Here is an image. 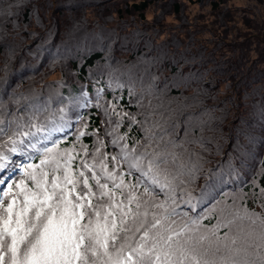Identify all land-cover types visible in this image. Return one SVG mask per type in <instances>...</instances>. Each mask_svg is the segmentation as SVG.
Segmentation results:
<instances>
[{
	"label": "snow or ice",
	"instance_id": "snow-or-ice-1",
	"mask_svg": "<svg viewBox=\"0 0 264 264\" xmlns=\"http://www.w3.org/2000/svg\"><path fill=\"white\" fill-rule=\"evenodd\" d=\"M30 5L0 0V264H264V187L234 191L210 228L199 209L211 179L236 184L258 135L264 146V107L259 129L238 131L222 153L196 135L193 117L181 123L158 96L151 103L154 84L110 60L58 102L17 93L9 84L22 60L14 41L23 42ZM34 17L44 31L28 37L47 41L51 29L38 9ZM90 108L100 125L90 127ZM210 154L225 159L205 168ZM200 177L209 178L204 186Z\"/></svg>",
	"mask_w": 264,
	"mask_h": 264
},
{
	"label": "rangeland",
	"instance_id": "rangeland-1",
	"mask_svg": "<svg viewBox=\"0 0 264 264\" xmlns=\"http://www.w3.org/2000/svg\"><path fill=\"white\" fill-rule=\"evenodd\" d=\"M51 1V4L44 7V9L42 8V0L34 1L37 5L35 11L38 9L39 13L44 16V24L50 28L54 22V26L57 28V36L60 35V38L63 40H66V37L62 36V33H67V36L72 34L73 36V31L76 33L78 29L84 30L88 27L86 26V21L93 24L89 25L90 27L100 28L99 33H94L92 36L100 37L101 39L108 38L109 42L112 41L113 46L111 48L113 49V57L115 58L113 65L120 67L119 62L123 61L125 69L122 67L120 68L125 73L130 72L132 78L136 80L147 79L146 82H144L145 85L149 82L155 85L152 97L154 100L153 105H156L158 100H161V97L160 99L158 97L157 100L156 94H161L163 92L161 88L167 80L170 79L171 82L180 83L181 85L183 83L182 81L185 80V77L181 76V74L184 76L190 75L189 78L191 79V82L194 83L182 84L180 91H182L183 94H192L199 90V94H194V96H197L198 94V98L196 100L191 99V105L185 103L187 107L183 106L184 109L180 114L177 113V118L179 122L186 124L188 118L193 117L194 119L192 123L196 134H200L201 132L199 130H201L202 121L211 122V119L213 118H215V124L224 127H228V123L233 120L231 122L232 129H238L249 124L251 125L255 121V115L259 113L257 105L260 109L264 107V89L259 90L261 91L259 97L254 93H251V77L254 78V75H244L245 71L251 66L254 67L252 71L254 74L261 71L264 76V35H262L264 32L259 30L260 26L258 24L252 23L250 27L247 28H251L254 33H249L246 36V29H241V32L239 33V31L236 30V27H241V24H237L234 20L238 16V13L235 12V10H232V12L228 14V18L221 21V17H217V14L211 10L210 5L204 4L201 6L199 0H165L155 3L153 0H107L109 2H106L105 0H92V2H89V6L84 7L81 3L76 5V2H73L75 4H70L68 6V2L72 0ZM205 1L206 0H204V2ZM245 1L246 0H236L235 5L233 1L230 6L244 7L243 4ZM143 3L150 4L145 11L139 12L132 8V5L134 4L141 5ZM177 5L180 8V12L175 11ZM233 8L236 9L235 7ZM82 9L85 10L81 12ZM45 10H47V12H44ZM260 10V8H256L254 12L257 13ZM35 11H33L32 16H30L31 18H34ZM225 13L228 12L226 11ZM72 18L77 20L82 19L78 24L83 22L84 24H77L78 26L75 27V25H73L74 20H71ZM64 23L69 25V31L65 30ZM28 29H33V31H29L34 33H42L44 31L37 25L36 21H33V25H30V28ZM50 29L52 31V28ZM89 30L91 29L89 28ZM117 31L118 34H116ZM52 33L54 35L53 31ZM110 34L111 36H109ZM76 35H78V37L83 36L80 33ZM10 37L12 36L9 34V38ZM117 38H119V40L115 42ZM31 40L32 38H25V41L22 42L23 44L21 45L20 43L22 51L27 49H29V51L33 50L34 45L30 42ZM191 41L202 45L204 47V52L210 50L208 57H205L203 60L201 54L197 55V50L191 45L187 47L191 52H185V45H188ZM14 42L16 43V41ZM175 45L177 49L174 48ZM247 47H249L246 54L247 56L242 58L245 59V61L243 63L241 62L240 65V61L234 60H239L240 56H242L244 51L247 50ZM71 49L74 51L73 55H75L77 45H73L72 43ZM69 50V46L61 50L63 57L67 60H69ZM143 50H147L148 55L139 57L141 58V63H144L140 65L137 63L139 59L136 56H139ZM180 51H183L184 54L181 55L179 53ZM0 57V60H3L2 54ZM166 58L171 65L178 63L176 69L177 74L170 75L169 73L166 75V78L161 75V77L159 76V79L155 77V79L152 78V80L145 77L148 75V72L153 70V68H158V60L164 61ZM181 58L182 60H180ZM47 59L51 61V53H48ZM255 59L257 63L254 62ZM214 60L218 63L223 61L221 68L227 72L224 76V83H219V86L210 85V80H212V78L219 77L213 72L216 70L214 69V66L211 65L215 63L213 62ZM235 62L238 63L237 68H233ZM44 64H46V62L43 63V65ZM48 64L49 63H47L45 67H47ZM66 64H68L67 61ZM59 65L60 67L62 66L61 62ZM130 66L132 68L131 70L128 69ZM38 68L40 67L36 66L32 69V73L29 69L20 72L22 70L20 68V75H15V78L12 79L9 84L14 87L19 80H21L19 78L20 76L26 78V75L28 74H30L29 76H32L29 77L30 79H35L38 73L34 70ZM61 71V69L55 70L54 76L52 77L59 79L62 78V75H60ZM232 72L233 74L230 76ZM68 75L72 76V71H69ZM244 77L249 78L244 80ZM124 78L128 79L129 77L125 75ZM248 79L251 81L250 84ZM230 80L233 81L228 83ZM167 86L168 85L165 87ZM26 87L31 88L32 86ZM3 91V87H0V95H3ZM137 91H140V89L137 88ZM246 92H249L250 95H243ZM17 93H19V90H17ZM174 97L176 98L175 95ZM229 97L235 102V105L241 103L242 107H239V105L235 106L241 109L239 116L236 115L233 105L226 101ZM255 98H260V100H257V102L255 101ZM178 99L182 101L184 95L178 97ZM141 102L144 104L145 99ZM161 110L167 112L168 107L166 106ZM226 129L228 128H225L224 130ZM202 136L206 137V139L207 136L213 137L207 132L204 134L201 132V137ZM197 147H199V145H196V148ZM259 153H261V157L256 158L257 161L262 162L264 150ZM259 164L260 163H257V167H254V169L251 170L253 173L250 177L251 181L254 180L253 177L256 176V174L263 170L262 166Z\"/></svg>",
	"mask_w": 264,
	"mask_h": 264
},
{
	"label": "trees",
	"instance_id": "trees-1",
	"mask_svg": "<svg viewBox=\"0 0 264 264\" xmlns=\"http://www.w3.org/2000/svg\"><path fill=\"white\" fill-rule=\"evenodd\" d=\"M34 1L35 0H31V5H30L33 11H35V9H36L35 7L37 6ZM42 1H43L42 2L43 3L42 4L43 9H44V7H47L48 5H50L52 2L51 0H42ZM105 1L109 2L107 0H105ZM162 1H165V0H153L154 3L155 2H162ZM233 1H234V5H235L236 0H222V1L206 0L205 2H204V0H199V4L201 6L204 4L210 5L211 10L217 14V17H221L220 18V19H222L221 21H223V19L228 18V14L230 12H232V10H235V12L238 13V16L234 20L237 22V24H241V27L240 26L236 27V30H238L239 33L241 32V29L247 30V31H245L246 36L249 33H254L251 30V28H247V27H250V25L252 23L258 24L260 26L259 30L264 32V26H263V22H264V0H246L245 3L243 4L244 7L230 6V4ZM73 2H76V5H78V3H81V5L84 7V6H89V2H92V0H88V1L87 0H79V1L78 0L77 1L72 0V1L68 2V6L70 4H75ZM149 5H150L149 3H143L141 5L134 4V5H132V8L134 10H138L140 12V11H145ZM64 6H66V5H64ZM233 7H235L236 9H234ZM256 8H260L261 10L259 12L255 13L254 11ZM85 9H82L81 12H83ZM229 9H231V10H229ZM175 11L180 12V8L178 5L175 7ZM226 11L228 13H225ZM44 12H47V10H45ZM257 15H259V16H257ZM30 16H32V15H29L27 17H21V31L19 32V36L24 38L23 41H25V38L26 39L29 38V37L27 38L28 33H34V32L29 31V30L33 31V29H28V28H30V26L27 27L26 32L23 31L26 24H29V22H30V25H33V21H35V17L31 18ZM45 16H47V15H45ZM41 17L44 20V16L41 15ZM46 19H47V17H46ZM71 20H74L73 25H75V27H77L78 25L84 24V22L81 24H78L79 21L82 19L77 20L75 18H72ZM54 24L55 23L53 22L51 27H50V28H52L54 35L49 36L47 41H39V40H34V39H32L30 41L31 43H33L32 45H34L33 50H31V51H29V49L22 51L21 50V45L23 44L22 41L20 39L15 40L18 45H20V43H21V45H20L21 51H19V55L22 57V60H21V63L17 65L16 70L10 74L9 82L15 78L14 77L15 75H18V76L20 75L19 74L20 68L22 69L20 72L24 71L25 69H29L32 73V69H34L36 66H38L40 68L34 70V71H36V73H38L36 75L35 79H33V80L30 79L29 77H32V76H29L30 74L26 75L27 76L26 78H23L20 76L19 78L21 80H19V82L14 86V88L16 89V91L19 90V93H23L25 96H30L32 92H36V93L41 94L42 99H47L48 97H51L53 101L58 102V100H59L58 94H62L65 98L68 97L69 95H73V96L77 95L80 92L81 84L89 85V81H88L87 77L91 73L96 71L97 66L103 67L105 64V61H107V60H110V62L113 64V61L115 58L113 57V49L111 48L113 46L112 41L109 42L108 38L101 39L100 37L92 36V35H94V33H99V31H100V28H95V27L89 26V25H93V24H90L86 21V26H88L91 30H89L88 27H86L84 30L78 29L76 33L73 31V36H72V34L67 36V33H62V36L66 37V40H63L62 38H60L61 37L60 35L57 36V28H55ZM63 25L65 26V30L69 31V25H67V23H64ZM8 33L10 34V36H12V37H10V39L17 36L16 30H14L11 25L8 26ZM79 33L82 34L83 36L78 37V35H76V34H79ZM107 34H109V33H107ZM116 34H118V31L116 32ZM262 35H264V34H262ZM109 36H111V34ZM118 40H119V38H117L115 40V42H117ZM72 43H73V45H77L75 55H73L74 51L71 49ZM190 45L193 46L197 50V52H198L197 55L201 54V58L203 60L205 59V57H208L210 50L204 52V47L202 45L194 43L193 41L189 42L188 45H185V48H184L185 52H189V51L191 52V50H189L187 48ZM67 46H69V48H70V50H69L70 54L68 55L69 60L65 59L61 53V50L64 49L65 47L67 48ZM174 48L177 49L176 45L174 46ZM248 49H249V47H247V50H245L244 53L242 54V56H240L239 60L236 59L234 61H240V65H241V62L243 63L245 61V59H242V58L247 56L246 54H247ZM48 53H51V61H49L47 59ZM179 53L181 55L184 54L183 51H180ZM134 55H133V57H134ZM145 55H148L147 50H143L139 54V56H136L139 59L137 62L138 64H140V65L144 64V63H141V58H139V57L145 56ZM182 58L180 60H182ZM207 60L210 61L209 59H207ZM66 61L68 62V64H66ZM45 62H46V64L43 65V63H45ZM60 62L62 64L61 67L59 65ZM213 62H215V63H213L211 65H213L214 69H216L213 72H214V74L216 73L215 75H217L219 77L218 78L217 77L212 78V80H210L211 81L210 85L211 86H214V85L219 86L220 84L224 83V81H223V80H225L224 76H225V73H227V72L221 68L223 65V61H220V63H218L217 61L214 60ZM254 62L257 63L256 59L254 60ZM47 63H49V64L47 67H45L47 65ZM158 64H159V66H157L158 68H153V70L148 72V75L145 77H148L149 80H152L153 77H157V79H159V76L161 77V75L164 78H166V75L169 73H170V75H174L175 73L177 74L176 69H177L178 63H174L171 65L169 63V60H167V58H166V60H164V61L158 60ZM119 65H120V67L125 69V64L123 63V61H120ZM237 67H238V63L235 62V66L233 68H237ZM53 68L55 70H58V69L62 70L60 72V75H62V78L59 79V78H53L52 77V76H54V72H55V70H52ZM253 68L254 67L250 66V68L245 71L244 75H246V76H252V74L254 75V78L251 77L252 83L248 79L249 84L250 83L252 84L250 86V90H251L250 92L254 93L256 96L259 97V95L261 94V91H259V90L264 89V79H263L264 76L262 75L261 71H259V73H257V74H254L252 72ZM128 69L131 70L132 69L131 66L128 67ZM69 71H72V74H73L72 76L68 75ZM234 71H235V69H234ZM0 74H2V73H0ZM232 74H233V72L230 74V76ZM181 76L185 77V80L182 81L183 82L182 84L194 83V82H191V79L189 78L190 75L184 76L181 74ZM171 77H173V76H171ZM247 78H249V77H244V80ZM237 79H240V78H237ZM62 80L66 81V82L63 84H60V82ZM143 80H144V82H146L147 79H143ZM165 80H167V79H165ZM232 81L233 80H230V81H228V83H231ZM166 85H168V86L165 87ZM181 85H180V83L171 82V80L169 79V80H167V82H165V84L161 88L163 90V92L161 94H156V96H158L159 99L161 97V100H159L161 102H159V103H162L165 107L170 105L171 108L173 110L175 109V112L179 113V114L184 109L183 106H185V103H189V104L192 103L191 98L194 96V94L198 93V92H193L192 94H183V92L180 91ZM26 86H32V87L28 88ZM234 88H236V87H234ZM174 95L176 96V98L174 97ZM183 95H184V99L182 101H180L178 99V97H182ZM191 95H192V97H191ZM243 95L249 96L250 93L246 92ZM108 98L111 99V96L109 95ZM257 100L259 101L260 98L259 99L255 98V101H257ZM226 101L229 102V104L233 105V108H234L236 115L239 116V112H241V109L239 107H242L241 103L236 104V105H239V107H235L236 106L235 102L231 99V97H229ZM153 102H154V100H153V98H151V103L153 104ZM121 103L125 104V105H127V103H128V97H127L126 91H125L124 98L121 101ZM148 103H149V100L146 97L144 104L147 105ZM257 107H258L259 113L257 115H255V121L251 125L249 124L247 126H243L241 128H238V129H232L231 122L233 120H231L228 123V127H224V126H220V125L215 124V122H214L215 118L211 119V122L206 121L207 126L204 127L202 134L207 132V133L211 134L213 137L207 136V139H206V137L202 136V139L205 140L206 142L211 143L213 149L215 148V146L217 144H219L221 146V152L222 153H223V151H224V153L231 151L232 141L236 138L238 131H246L249 129V127L259 129L260 124H261V120H260L261 109L258 105H257ZM131 110L136 111V108L133 107ZM89 113H92V115L90 117H89ZM84 116L86 119L89 120L90 127L100 125V117H99L98 113H96V110L94 108H90V109L84 111ZM138 119H139V117H138ZM219 122H221V121H219ZM225 128H228V129L224 130ZM199 131H201V130H199ZM132 135L135 137H139L140 132L137 129L133 128L132 129ZM196 135L201 136V132H200V134H196ZM71 139H72V137L69 136L68 142H71ZM209 140H212V141H209ZM241 141L243 142V137H241ZM85 142L89 143V144L91 143L89 138H85ZM227 143H229V144H227ZM263 150H264V146H260L259 135H258L257 136V147L254 148L253 153L251 155H249L248 157L245 158V162L243 165V173L240 176V178L236 184H232L231 182H228V181L221 183V182H219V180H216V179L210 180V182L207 184V187H205V189H204V194L201 197L200 204H199V209H202L201 214L204 217L203 220L201 221L202 225L208 226L210 228L211 226H213L217 223V219H216L217 215L220 214V211L222 208L227 209L230 206V204H231L230 196L233 195L234 191L243 190L245 192H248L252 189L253 183L257 186L258 189L260 187H264V157H263L262 162L257 161V158H256V157H261V153H259V152H262ZM197 151H199V147H197ZM207 159L209 161H211V163L206 164L205 168L211 169L216 164H218L222 160H224L225 156L222 154H220V155L210 154L207 156ZM257 163H260L259 165L262 166L263 170H262V172L256 174V176L253 177L254 180L251 181L250 177L253 174L251 172V170H253L254 167H257L256 166ZM206 179H209V178L208 177H200L199 185L204 186ZM221 231L222 232L226 231V229H221Z\"/></svg>",
	"mask_w": 264,
	"mask_h": 264
}]
</instances>
